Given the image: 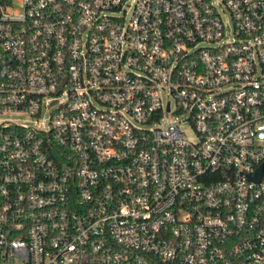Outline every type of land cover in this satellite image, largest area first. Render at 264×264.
Segmentation results:
<instances>
[{"label":"built area","instance_id":"obj_1","mask_svg":"<svg viewBox=\"0 0 264 264\" xmlns=\"http://www.w3.org/2000/svg\"><path fill=\"white\" fill-rule=\"evenodd\" d=\"M0 264H264V0H0Z\"/></svg>","mask_w":264,"mask_h":264},{"label":"rangeland","instance_id":"obj_2","mask_svg":"<svg viewBox=\"0 0 264 264\" xmlns=\"http://www.w3.org/2000/svg\"><path fill=\"white\" fill-rule=\"evenodd\" d=\"M186 131H187V133L191 136L192 135V131L190 130V129H188L187 127H186Z\"/></svg>","mask_w":264,"mask_h":264}]
</instances>
